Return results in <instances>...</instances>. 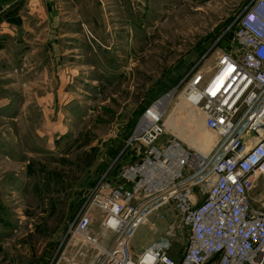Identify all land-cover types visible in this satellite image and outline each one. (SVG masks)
Returning <instances> with one entry per match:
<instances>
[{
	"label": "rangeland",
	"instance_id": "1",
	"mask_svg": "<svg viewBox=\"0 0 264 264\" xmlns=\"http://www.w3.org/2000/svg\"><path fill=\"white\" fill-rule=\"evenodd\" d=\"M251 1L0 0V264H57L90 197L104 182L123 184L143 156L141 118L167 96L161 141L212 157L219 136L184 92L193 72L209 74L235 48ZM250 195L264 209V172ZM164 207L127 247L143 251L172 226L181 255L188 230ZM91 216L99 226L100 211Z\"/></svg>",
	"mask_w": 264,
	"mask_h": 264
},
{
	"label": "built area",
	"instance_id": "2",
	"mask_svg": "<svg viewBox=\"0 0 264 264\" xmlns=\"http://www.w3.org/2000/svg\"><path fill=\"white\" fill-rule=\"evenodd\" d=\"M233 39L235 48L220 53L209 74L193 72L185 89L199 93L206 127L219 136L212 157L200 158L176 139L161 141L163 113L143 121L154 105L149 107L134 136L143 156L123 169V184L104 182L90 197L57 264H80L90 248L99 256L94 264H264V209L250 195L264 172V0H252L237 17ZM195 178L208 186L200 201ZM169 205L188 230L181 255L173 254L176 232L170 226L132 257L126 246L131 230ZM95 209L102 232L114 236L106 248L89 230Z\"/></svg>",
	"mask_w": 264,
	"mask_h": 264
},
{
	"label": "crops",
	"instance_id": "3",
	"mask_svg": "<svg viewBox=\"0 0 264 264\" xmlns=\"http://www.w3.org/2000/svg\"><path fill=\"white\" fill-rule=\"evenodd\" d=\"M149 217H148V222L146 224H144V225H148L149 223H151V220L149 219ZM162 219H165V217H163ZM149 226H152V225L149 224ZM99 227H100V222H99V226H98V224L97 225L94 224L93 219H92V222L89 225V230H90V232H92V233L97 235L99 241L101 240L100 243H101L102 247L106 248V247H108L110 245V243L112 242L114 236L111 233H107V234L103 233L102 230ZM109 236H111V241L110 242L108 241V238H107ZM175 244H176V242H175ZM141 251H142V249L133 250V248L131 247V244H130V253H131L132 257H136ZM101 252L103 253V250ZM98 257L99 256H97V251H95L94 249L90 248V249H88V252L86 253V255L84 257H80L79 258V263L80 264H94V261H96V259H98Z\"/></svg>",
	"mask_w": 264,
	"mask_h": 264
},
{
	"label": "bare ground",
	"instance_id": "4",
	"mask_svg": "<svg viewBox=\"0 0 264 264\" xmlns=\"http://www.w3.org/2000/svg\"><path fill=\"white\" fill-rule=\"evenodd\" d=\"M184 94H185V97H184V98H186L187 100L189 99L192 103H197V98L199 97V93H198L197 91H193V90H189V89H187V90H185ZM170 99H171V95L167 96V97H166L164 100H162L161 102L159 101L158 103L154 104V106L152 107V110L150 111V114L147 115V116H145L143 121H145V118H146V117H147V118L150 117V118L152 119L153 116H159L160 114H162V113L165 111V109H166L165 107H166L167 104L169 103ZM162 102H163V105H162ZM199 110H200V113H201L200 115H201L202 121L204 122L205 127H206L205 115H204L203 111H202L200 108H199ZM144 123H145V122H144ZM144 123H143V124H144ZM176 125H177V124H176ZM206 128H207V127H206ZM139 129H142V124H141V126H140ZM208 130H209V129H208ZM209 131H211V130H209ZM211 132H213V131H211ZM213 133H214V132H213ZM194 158H196V157H194ZM193 160H196V159H193ZM146 219H147V218H145V219H140V220L137 222L136 226L138 225V227H139L140 224H141L142 222H147ZM136 226H135L134 228H136ZM131 231H132V234H133L134 229H132ZM130 234H131V233H130ZM128 238H129V237H128Z\"/></svg>",
	"mask_w": 264,
	"mask_h": 264
}]
</instances>
